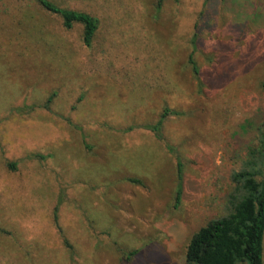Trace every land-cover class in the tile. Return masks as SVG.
<instances>
[{
	"label": "rangeland",
	"instance_id": "374dc122",
	"mask_svg": "<svg viewBox=\"0 0 264 264\" xmlns=\"http://www.w3.org/2000/svg\"><path fill=\"white\" fill-rule=\"evenodd\" d=\"M50 1L99 25L0 0V264H184L262 146L264 0Z\"/></svg>",
	"mask_w": 264,
	"mask_h": 264
},
{
	"label": "trees",
	"instance_id": "16d2710c",
	"mask_svg": "<svg viewBox=\"0 0 264 264\" xmlns=\"http://www.w3.org/2000/svg\"><path fill=\"white\" fill-rule=\"evenodd\" d=\"M46 12L56 15L61 19L65 29L73 25L82 26L83 41L85 46H90L99 25L97 17L90 14L66 9L50 0H33ZM161 0L157 4V11ZM199 33L193 31L191 53L188 57L194 75L198 78L199 69L193 59V52L198 43ZM264 89V82L261 84ZM52 93L46 100V107L53 98ZM177 112L165 107L157 121L146 124L143 128L153 133L156 139L162 140V125L164 119L175 115ZM253 123L247 119L242 127L253 129ZM133 127L127 128L131 130ZM261 148L250 149L241 170L233 173L234 188L228 195V212L193 233L189 244L186 246L184 264H263L262 252L264 247V130L261 132ZM170 148V146H169ZM172 149V148H171ZM42 157V156H41ZM13 167L14 165L11 164ZM177 183L175 189L176 208L180 201L181 186L184 172L182 164L177 159ZM54 222L57 224V206L53 213ZM136 251L127 254L129 258Z\"/></svg>",
	"mask_w": 264,
	"mask_h": 264
}]
</instances>
